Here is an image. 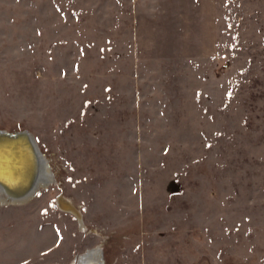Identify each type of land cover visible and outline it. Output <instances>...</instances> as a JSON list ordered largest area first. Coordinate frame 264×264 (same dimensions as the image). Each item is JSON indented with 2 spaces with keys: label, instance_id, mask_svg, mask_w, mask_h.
<instances>
[{
  "label": "rangeland",
  "instance_id": "374dc122",
  "mask_svg": "<svg viewBox=\"0 0 264 264\" xmlns=\"http://www.w3.org/2000/svg\"><path fill=\"white\" fill-rule=\"evenodd\" d=\"M0 129L53 177L0 264H264V0H0Z\"/></svg>",
  "mask_w": 264,
  "mask_h": 264
},
{
  "label": "water",
  "instance_id": "95a60500",
  "mask_svg": "<svg viewBox=\"0 0 264 264\" xmlns=\"http://www.w3.org/2000/svg\"><path fill=\"white\" fill-rule=\"evenodd\" d=\"M31 135L32 134L28 130L8 132L0 129V151L7 146H14L16 144L23 143L28 149L30 158L29 177L25 183L10 185V182L12 181H6V178H3L4 180L1 179L5 182L4 184L0 183V191L4 194V197L1 199L3 202L2 204L17 205L30 201L40 189H43L53 183L51 180L47 181L41 177L43 166L45 167L48 165V160L45 158L44 153L39 151V148ZM42 161H44L45 165ZM40 179L41 182L39 183ZM78 261L79 258L74 259L75 264H79ZM98 262H100L99 264H103L102 259Z\"/></svg>",
  "mask_w": 264,
  "mask_h": 264
},
{
  "label": "bare ground",
  "instance_id": "6f19581e",
  "mask_svg": "<svg viewBox=\"0 0 264 264\" xmlns=\"http://www.w3.org/2000/svg\"><path fill=\"white\" fill-rule=\"evenodd\" d=\"M29 160L30 158H29L28 149L25 147L23 143L22 144L19 143L14 146L13 145L7 146L6 148H3L2 151H0V183H3V184L5 183L4 181L1 180L3 178H6L7 179L6 181H12L10 182V185H14V184L19 185V184L25 183L29 177V170H30ZM42 162L44 164V161ZM41 175L43 179L47 181L51 180V182H53V177L50 174L49 165L45 167L43 166V171ZM40 182H41V179L39 180V183ZM3 197H4V194L1 192L0 193V204L1 205L3 203L1 199ZM28 202L29 201L24 202L22 204H26ZM58 202H59V198H58ZM61 204L63 205L65 210H67L68 212H71V213L73 212L78 215L76 209L73 206L66 204L65 202H62ZM79 222L81 226H84V223L80 218H79ZM77 258H79V261H78L79 264H99L100 262L98 261L103 259L102 250L100 247L89 248L86 251H84V253H81L79 257ZM70 264H75L74 260L70 262Z\"/></svg>",
  "mask_w": 264,
  "mask_h": 264
}]
</instances>
